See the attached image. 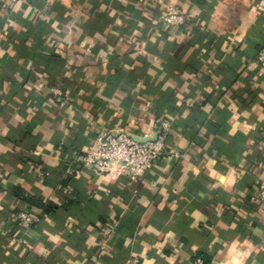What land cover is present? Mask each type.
Listing matches in <instances>:
<instances>
[{
	"label": "crops",
	"instance_id": "crops-1",
	"mask_svg": "<svg viewBox=\"0 0 264 264\" xmlns=\"http://www.w3.org/2000/svg\"><path fill=\"white\" fill-rule=\"evenodd\" d=\"M261 48L264 0H0V264H264ZM162 124L136 180L72 163Z\"/></svg>",
	"mask_w": 264,
	"mask_h": 264
},
{
	"label": "built area",
	"instance_id": "built-area-1",
	"mask_svg": "<svg viewBox=\"0 0 264 264\" xmlns=\"http://www.w3.org/2000/svg\"><path fill=\"white\" fill-rule=\"evenodd\" d=\"M31 0H7L9 8L19 3L27 4ZM165 27H178L186 22V16L178 11L170 10L161 17ZM255 62L260 69H264V48L257 51ZM52 94L60 105H66L68 96L61 90L52 88ZM169 127L162 124L152 138L154 140L140 142L136 137L125 131H100L89 150L84 155H79L72 163L76 162L82 169L89 170L97 175L109 173L124 174L131 180L140 178L151 170L157 161L167 152L174 155L173 151H166V137ZM253 202L264 209V179L257 185V195ZM15 220L23 227H29L38 219L31 213L20 212ZM194 264H204L201 259H196Z\"/></svg>",
	"mask_w": 264,
	"mask_h": 264
},
{
	"label": "water",
	"instance_id": "water-1",
	"mask_svg": "<svg viewBox=\"0 0 264 264\" xmlns=\"http://www.w3.org/2000/svg\"><path fill=\"white\" fill-rule=\"evenodd\" d=\"M155 136L152 137V138H139V137H136V140L140 141V142H146V141H151V140H154Z\"/></svg>",
	"mask_w": 264,
	"mask_h": 264
}]
</instances>
